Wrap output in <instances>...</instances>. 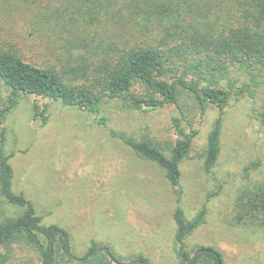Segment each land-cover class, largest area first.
Segmentation results:
<instances>
[{
    "label": "rangeland",
    "instance_id": "1",
    "mask_svg": "<svg viewBox=\"0 0 264 264\" xmlns=\"http://www.w3.org/2000/svg\"><path fill=\"white\" fill-rule=\"evenodd\" d=\"M51 2L0 0V49L15 51L37 66H54L61 71L76 66L85 51L80 46L71 50L62 40L65 32L55 22L51 26L43 23L41 14L48 11ZM187 2L200 8H213L217 3ZM81 29L94 32L93 27L90 31ZM133 31L127 27L120 36L131 40ZM81 40L77 39L76 45ZM176 73L172 70L169 75ZM7 96L0 84V110L7 104ZM35 102L40 109L49 105L45 125L33 116ZM180 104L181 110L167 105L156 111H133L116 101L102 108L101 114L107 118L105 128L96 124L95 115L46 99L23 97L0 124L5 153L14 154L9 161L13 191L33 204L42 225H57L69 233L77 258L97 244L108 246L123 262L141 254L151 264H177L173 212L180 206L187 219L206 209L205 223L185 241L188 250L213 247L225 264H264V228L234 221L240 191L264 179V127L253 119L264 104V86L254 97L230 100L223 115L221 152L211 174L204 171L202 156L207 134L219 113L211 105L202 110L186 92ZM181 115L186 131L194 130L196 135L180 165L179 187L171 186L161 169L139 159L109 133L124 132L136 140L148 138L167 145L177 138L172 118ZM255 163L258 167L251 168ZM15 212L0 197V218ZM8 254L7 264L36 261L35 253L23 245H12Z\"/></svg>",
    "mask_w": 264,
    "mask_h": 264
},
{
    "label": "trees",
    "instance_id": "2",
    "mask_svg": "<svg viewBox=\"0 0 264 264\" xmlns=\"http://www.w3.org/2000/svg\"><path fill=\"white\" fill-rule=\"evenodd\" d=\"M215 1L213 8H200L188 6L187 0H52L48 11L41 14L43 23L51 26L55 22L65 32L62 40L71 50L80 46L85 53L76 66L59 71L0 49V84L8 93L7 104L0 110V124L25 96L95 115L96 124L106 128L107 118L101 114L104 105L122 101L133 111H156L167 105L180 109L186 92L202 110L211 105L219 113L202 156L204 171L211 174L221 152L223 115L230 100L254 97L264 86V0ZM82 26L89 31L93 27L94 32L88 34ZM127 27L134 30L131 40L120 36ZM77 39H82L79 45ZM72 53L69 51L70 59ZM172 70L178 73L169 75ZM48 108V104L40 109L34 103L33 116L43 125ZM253 119L264 127V104ZM172 124L177 138L167 145L148 138L136 140L124 132L109 133L139 159L161 169L171 186L179 187L180 165L191 151L196 131H186L182 115L173 117ZM3 139L4 131L0 139V197L16 212L0 218V264H7L14 244L35 253L33 264H151L141 254L123 262L108 246L97 244L77 258L69 233L57 225H42L33 204L13 191L9 161L14 154L5 153ZM256 167L258 163L251 168ZM205 218V208L192 219L186 218L180 206L175 208L177 264H225L215 248L198 246L190 251L185 244ZM234 221L264 228V179L240 191Z\"/></svg>",
    "mask_w": 264,
    "mask_h": 264
}]
</instances>
